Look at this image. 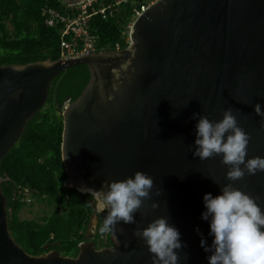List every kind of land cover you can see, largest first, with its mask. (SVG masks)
I'll use <instances>...</instances> for the list:
<instances>
[{
    "label": "water",
    "instance_id": "1",
    "mask_svg": "<svg viewBox=\"0 0 264 264\" xmlns=\"http://www.w3.org/2000/svg\"><path fill=\"white\" fill-rule=\"evenodd\" d=\"M79 63L88 65L89 80L62 112L69 181L100 190L143 170L154 179L152 194L134 214L136 223H118L113 246L83 240L75 256L56 249L36 255L11 234L0 173V264H152L134 229L158 216H167L186 242L177 250L181 264H209L195 229L211 244L203 195L229 182L228 165L222 154L193 155V113L219 120L231 108L250 134L246 159L264 156V118L254 111L257 102L264 107V0H156L134 19L126 47L0 63V161L46 103L53 79ZM232 183L264 208V171Z\"/></svg>",
    "mask_w": 264,
    "mask_h": 264
},
{
    "label": "trees",
    "instance_id": "2",
    "mask_svg": "<svg viewBox=\"0 0 264 264\" xmlns=\"http://www.w3.org/2000/svg\"><path fill=\"white\" fill-rule=\"evenodd\" d=\"M59 7L62 0H0V63H26L60 57V30L49 26L41 15L46 5ZM129 12L121 7L114 17H95L92 30L99 35V50L126 47ZM9 23L11 24L9 26ZM90 77L87 64L62 70L52 81L46 103L28 121L25 132L0 161L7 197L9 229L29 253L56 249L77 255L79 243L87 240L85 227L94 212L92 197L69 181L62 160L63 109L77 98ZM35 200L46 209L36 217H22V208ZM105 212L100 213V222ZM99 222V223H100ZM96 241L105 244L99 238ZM107 241L113 245L110 234Z\"/></svg>",
    "mask_w": 264,
    "mask_h": 264
},
{
    "label": "clouds",
    "instance_id": "3",
    "mask_svg": "<svg viewBox=\"0 0 264 264\" xmlns=\"http://www.w3.org/2000/svg\"><path fill=\"white\" fill-rule=\"evenodd\" d=\"M254 111L264 118V107L259 102L254 105ZM197 116L193 155L203 160L222 154L221 163L228 165L225 178L229 182L221 184L217 194L206 192L203 195L201 218L208 221L211 244L199 226L195 229L201 236V246L209 253L208 262L264 264V208L258 203L259 197L232 183L245 173L264 171V156L246 159L250 134L238 124L231 108L224 109L219 120H210L207 115L194 112L193 117ZM213 181L217 183L215 178ZM153 185L150 174L136 170L126 178L105 181L100 190L90 187L79 190L88 192L95 200L97 214L107 210L98 225V234L115 237L119 222L136 223L134 214L152 194ZM156 191L158 194L160 189ZM157 206L158 202L153 201L152 207ZM134 234L148 246L152 264H181L177 250L186 246V242L180 239L179 228L169 223L167 216H158L143 228L136 227Z\"/></svg>",
    "mask_w": 264,
    "mask_h": 264
},
{
    "label": "built area",
    "instance_id": "4",
    "mask_svg": "<svg viewBox=\"0 0 264 264\" xmlns=\"http://www.w3.org/2000/svg\"><path fill=\"white\" fill-rule=\"evenodd\" d=\"M156 0H80L59 7L46 4L41 11L44 22L60 30V57H74L99 50V35L92 30L95 17L107 20L114 17L124 6L129 12L126 24L127 40L134 19ZM119 48V47H118ZM65 184L72 186L70 181Z\"/></svg>",
    "mask_w": 264,
    "mask_h": 264
},
{
    "label": "rangeland",
    "instance_id": "5",
    "mask_svg": "<svg viewBox=\"0 0 264 264\" xmlns=\"http://www.w3.org/2000/svg\"><path fill=\"white\" fill-rule=\"evenodd\" d=\"M11 24L9 23V26ZM92 203L94 204V212L90 216L89 223L85 227V233L90 234V231L94 230V226L97 224V213L95 212V200L92 198ZM46 206L42 203H39L35 200H31V203L26 204L20 211L22 217H36L44 212Z\"/></svg>",
    "mask_w": 264,
    "mask_h": 264
},
{
    "label": "flooded vegetation",
    "instance_id": "6",
    "mask_svg": "<svg viewBox=\"0 0 264 264\" xmlns=\"http://www.w3.org/2000/svg\"><path fill=\"white\" fill-rule=\"evenodd\" d=\"M97 216H98V218H97V224L94 226V230H93V231H90V234H89V235L86 234V235L88 236V239H87V240H92V241H94V242L96 243V246H97V247L113 246L111 243H109V242L107 241L106 234H105L103 237L99 236L100 239L102 238L101 240H104V243H105V244L100 245V240H99L98 243H97V241H96V234H97V228H98V225H99V222H100L99 214H97Z\"/></svg>",
    "mask_w": 264,
    "mask_h": 264
},
{
    "label": "bare ground",
    "instance_id": "7",
    "mask_svg": "<svg viewBox=\"0 0 264 264\" xmlns=\"http://www.w3.org/2000/svg\"><path fill=\"white\" fill-rule=\"evenodd\" d=\"M123 7V6H122ZM54 27V26H53Z\"/></svg>",
    "mask_w": 264,
    "mask_h": 264
}]
</instances>
